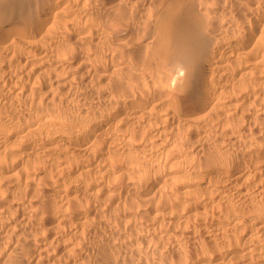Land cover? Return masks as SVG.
Listing matches in <instances>:
<instances>
[{"label": "bare ground", "instance_id": "obj_1", "mask_svg": "<svg viewBox=\"0 0 264 264\" xmlns=\"http://www.w3.org/2000/svg\"><path fill=\"white\" fill-rule=\"evenodd\" d=\"M136 1L15 0L14 25L0 33V74L19 68L2 85L10 95L26 94L18 83L57 78L66 64L81 69L77 78H106L108 71L124 68L125 54L138 60L124 49L127 42L134 45L147 36L145 41L155 39L156 48L146 64L158 60L163 71L159 78H133L131 87L121 88L91 123L17 121L14 109L0 106V244L9 231L30 225L12 247L18 254L10 263L11 251L0 254V264H264V204H252L264 194V141L246 140L247 149L237 153L209 154L199 161L202 172L179 175L168 195L161 191L159 169L151 158L184 126L195 123L201 109L214 116L203 125L228 143L237 138L232 126L245 111L264 117V0L254 6H247L253 2L248 0H140L154 2L145 20L140 13L131 19L122 18L121 11L116 13L120 18L104 15L108 7L120 8L123 2L134 6ZM0 7L2 16L5 8ZM215 10L223 12L220 17ZM142 20L145 37L133 27ZM110 40L111 56L106 47ZM122 43L127 45L123 50ZM84 48L97 52H87L89 57ZM107 59L116 61L114 69ZM104 60L111 69L102 66ZM146 156L150 161L142 160ZM110 179L119 184L116 190ZM36 180L45 182L40 189ZM72 181L77 182L75 190ZM96 181L105 182L106 194L117 198L109 204H115V215L106 224L105 237L96 230L105 220L100 206L105 191L99 195L91 190ZM23 192L25 201L31 197L28 206L41 194L40 205L25 212ZM17 211L21 215L12 225ZM148 213L154 218L179 214L176 228L193 226L192 245L179 251L171 244L164 256L149 262L142 254L169 244L176 230L144 222L138 228L142 236L136 238V220ZM39 230L52 233L50 239L37 243ZM136 244L146 246L140 250Z\"/></svg>", "mask_w": 264, "mask_h": 264}, {"label": "rangeland", "instance_id": "obj_2", "mask_svg": "<svg viewBox=\"0 0 264 264\" xmlns=\"http://www.w3.org/2000/svg\"><path fill=\"white\" fill-rule=\"evenodd\" d=\"M157 1H160V0H154V2H157ZM248 1H253V2H249V4L247 6H249L253 3L256 4L255 2H257V0H248ZM14 2H15V0H0V5H2V8L3 7L5 8L4 14L2 16H0V28L2 29L0 31L1 34L8 32L14 25V21H12L10 19L14 15V12H15ZM154 2L146 4L145 2L140 3V0H139V2L136 1V3H137V4H135L136 6L134 4H133L134 6H132V4H128V3L126 4L125 2H123L124 5L126 4L128 6L125 5L126 6L125 7L124 5H122L120 8H109L108 7L107 10L105 9L107 11V13L105 11L104 15L106 17L109 16V18L108 17L107 18L110 20L113 18L112 16H114V15L115 16L117 15V18H120V16L122 15V18L126 17V19L127 18L131 19V17L133 15H135V14L138 15L140 13L139 16L142 15V16H144L142 19H144V18L146 19L149 17V13H146V12H149V11H147V8L151 4H154ZM139 3H140V5H139ZM254 4L252 6H254ZM110 7H112V6H110ZM144 7H146V8H144ZM153 7H154V5L150 6V8H153ZM0 9H1V7H0ZM114 9H118V10L115 11ZM111 10L113 11V14H112ZM122 10H123V12H122ZM114 11H115V13H114ZM119 11H121L120 12L121 15L116 14L117 12L119 13ZM142 12L147 14L148 16L144 15ZM222 13L223 12L215 10V16H217V17H220ZM144 20H142L141 23L139 21H136V24H134V26H133L134 30L136 31L137 34H139L138 36H140V37L141 36L142 37L147 36V32L144 29L145 27H143V26H145V24L142 25ZM147 37H145V39L137 38V40L134 41L135 42L134 45L132 43H131L132 44L131 45L129 42H127L128 46L127 45L126 46L128 49L125 48L126 43H124V44L122 43L123 46L121 44V46L119 48L123 47V48H121L122 50L125 48L124 50H127V52L128 51L134 52L135 54H137L138 60H135L134 58L128 59V58H126L127 55L125 54L126 57H125V55L123 56L125 59L122 58L123 59L122 63H124V65H123L124 68H122V70L116 71V69H114L116 67V64H115L116 61L111 62V59H107L106 63L108 61L107 64L109 65L110 64L109 60H110L112 66H113L112 68L115 71L114 70L108 71L109 74L106 73V78H98V76H95V75L93 78H83V79L77 78L80 73L76 74V72L79 70L81 71V69L80 68L74 69V67L76 65L67 66V64H66L65 70L64 69L59 70V74L56 76L57 78H49V77H47V78H35L34 80H30L31 82L29 85L18 83V84H16L17 85L16 87L26 89V94H24V95H16V94L10 95L9 91H5L2 87V85H3L5 80H8L11 78L10 74H15V73L17 74L19 72L18 67H13L12 71H10V74H9V72H5L4 74H0V106H6L7 109H9V108L12 110L14 109L15 110V116L17 117V119H16L17 121H19L21 118L23 119V117H24V119H26V120L37 121V122H40V124H42V123L50 124V123L55 122V123L65 124L66 126H74V125H79L84 121H86V123H88V122L91 123L94 118L95 119L100 118V115L104 112V109L111 106V104L116 99V96L118 94H120V92L122 93L123 89H121V88L131 87V85L134 82L133 78H138V79L159 78L161 76L160 74H162L163 70L161 69L158 60L152 61L150 64H146L148 62L147 60H148L149 56L154 52V49L156 48L155 39H153L152 41H150L151 39L145 41ZM140 40H143L144 42H142V44H141ZM107 42H109V43H106L107 46L103 45V44L101 46V44H98V47L101 46L103 49L104 46H106V47H108L107 49H109V47L110 46L112 47L114 44L113 42L111 43V40L107 41ZM137 42H138V44H137ZM119 48H117V49L115 48V49L118 52H120L121 50H119ZM98 49H100V48H98ZM104 49L107 50L106 48H104ZM111 49L112 48L109 49L110 50L109 51L110 56L112 53ZM83 50L86 52L85 53L84 51L81 50L83 52V54L90 57V55L87 52H89V51L91 52L93 49L92 50L88 49V51H86L87 49L84 48ZM94 50L95 51H92L91 54H94L95 52H97V49H94ZM121 52H122V54H124L123 52L127 53L126 51H121ZM117 55H118V53H117ZM2 61L3 60L0 59V63ZM91 61H92V59H91ZM106 63L104 60V64L102 66L103 67L106 66V68L109 66L111 67V65L108 66ZM110 67L107 69L108 70L111 69ZM67 68H68V70H66ZM64 77H65V79H64ZM12 85H15V83H13ZM70 85H71V87H70ZM73 85H75L76 87ZM248 110L245 111L246 115L244 113L243 116L240 117L242 121L239 120L240 118H238V120H237L238 122L236 124H235L236 121L234 122V124L236 126L235 125L232 126L235 129V130H233V129L232 130L234 131V133L237 136V138L235 139V141H233V143L232 142L228 143L227 141L223 140V138H222L223 136L221 134H218V132H217V134L219 136H221V137H218V135H216V132L215 133L212 132V130L208 126L205 127L206 125L205 126L203 125L214 116H213V113L207 112L208 109H204V110L201 109L197 113V115L195 116V119H196L195 123L191 124L190 126H184V130H182L180 133H178V135L176 136V138L172 142H170V143L165 142L161 146V149H157V151H156L157 153L154 154L153 157H151V158L154 161L153 167H156L157 169H159L156 177L160 178L159 183L161 185V191L166 195H168L169 192L173 191V189L175 188L174 182H176L178 180L179 175H181V176L191 175L192 172H194V171L195 172H202L200 170H201V168L204 169V167L199 166L201 164V163H199V161L201 159L203 160V158H205V157L207 159L209 154H211V155L213 154V156L210 157V158H213L214 156L217 157V155L221 156L222 153L227 154L226 151L228 152V154L230 152L231 153H237V152L244 151V150H242V148L247 149V145H245V144H247L246 140H253V139L256 140L257 138H259L257 140L264 141V133H263L264 132V129H263L264 128V121H263L264 117H257V115H256L257 113L254 112L253 109H248ZM247 112H249V113H247ZM209 116L211 117L210 119H209ZM207 128L211 131H208ZM260 131H261V133H260ZM260 137L261 138L263 137V138L260 139ZM219 138H221V139H219ZM162 150H164V151L162 152ZM201 151H203V152L201 153ZM206 154H207V156H206ZM211 155H209V156H211ZM148 157L149 156H146L145 158L143 157L142 160L148 162V161H150L148 159ZM195 161H198V162L196 163ZM203 161H205V160H203ZM125 163L126 162L123 161L121 164V170L122 171L126 167ZM114 182L115 181H112V179H110V181L108 180V184H110L112 186V188H114L116 190V187H118L119 184L118 183L115 184ZM44 183H45L44 181L36 180L37 189H40L44 185ZM70 187H71V190H75L77 188V182L72 181V183L70 184ZM91 187H92L91 190H93L94 193L98 192L99 195H101V193L105 191L104 192V194H105L104 199L100 203L103 214L105 215V220L101 224L97 225V228H96L97 233L101 234L100 237H105V235L109 229L106 224H107V222L111 221V218H114V215H115V210L113 209L115 204H113L112 206H109V204H111V202L116 200L117 198H116L114 193H107L106 194V187L107 186H106L105 182L96 181L95 184H93V186H91ZM20 194H21L20 195L21 198L24 199L25 198L24 192L20 193ZM39 195L41 196V194L34 195L35 196V198H33L34 204L31 203L32 204L31 206H28V202H26L28 200H31V197L28 196L26 198L27 199L26 201L24 199L25 203L23 202V204H24L23 207L26 208L28 206L27 209L25 210V212H27V210L29 211V209L34 210L35 208H37L40 205L41 201L39 200V197H38ZM258 197L259 196H257L255 200H252V204L263 205L264 204V200H263L264 194H262V196L260 195V198H259L260 201H259ZM233 201L236 204H238L234 199H233ZM233 201H231V204H235ZM168 209H170V208H168ZM21 212L22 211H17V213H16L17 216L14 215L12 217L13 219H11L9 221V223L10 224L12 223V225H13L15 220L21 215ZM152 212H154V210H152ZM209 212H211V211L209 210ZM209 212H208V214H209L208 217H211V214H213V213L212 212L209 213ZM148 215L149 216H146V218L142 217V219L136 220V225H137L136 238L142 236L141 235L142 232H141V230H138V228H139L140 224L144 223V222H146L148 225L155 224L158 229H163V230L164 229H169V230L173 229L174 231L176 230V234H175V236H173V238L171 239L169 244L164 243L161 246V248L157 249V251H153L154 252L153 254L152 253L142 254V255H144L143 257H145V258L148 255L147 257H149V259H148L149 262L153 258H159L161 256H164L166 254V252L171 250L170 249L171 244L177 246L179 251H183L187 247L192 245L191 240H193V235L191 237V232H193V228H191V227H193V226L192 225H189V226L185 225V228L184 227L176 228V225H179L178 219L176 218V216L178 217L179 214L176 213V214H173L172 216H166V217L163 216V217H158V218H154L152 213H150V214L148 213ZM176 219H177V221H176ZM202 220H204V218H202ZM23 227H24V229H22V226L20 229V227L17 226L15 228V231H13V230L9 231L8 237L5 239L4 242H2L0 244V249L3 251L2 253L0 251L1 255L3 253H6V254L8 252L10 253L15 241L17 239L18 240L22 239V236L25 237V234H27V232L30 230V228H28V227H30V225L23 226ZM19 229H20L21 233L18 232ZM181 229H183V230H181ZM10 232H13V233L11 234ZM45 232L47 233V235L44 234V236H45L44 237L42 235ZM17 233H19L18 235H20V234L21 235L18 236ZM22 234H24V235H22ZM38 234H39V236L41 235L42 237L41 236L39 238L36 237V239L38 240L37 243L41 242L42 239H50V236L52 233H49V231H46V230L45 231L39 230ZM182 235H183V238H182ZM39 239H40V241H39ZM185 240H187V241H185ZM120 241L123 242L121 239H120ZM127 241L128 240H126V242ZM126 242L124 241L125 245L129 247L128 242L127 243ZM142 246L140 245V247H139L136 244V247H137L136 249H140L142 247L141 249L143 250L146 245L142 244ZM130 249H127L126 252L129 253ZM15 250L13 249V251H11L10 254L13 256L10 255L11 258L9 259L8 263H10V261L12 260V257L16 256L18 254V252L20 251L19 249L16 251ZM4 251H6V252H4ZM121 251H123V250H121ZM161 251L163 254H161ZM158 252H160V253H158ZM139 254L136 251V262L138 259L137 256H139ZM157 254H159V255H157ZM75 256H79V252L75 253ZM130 264H135V261H131ZM136 264H138V262Z\"/></svg>", "mask_w": 264, "mask_h": 264}]
</instances>
